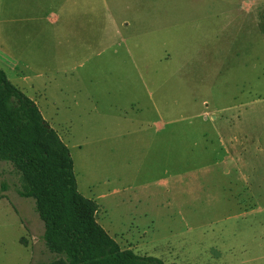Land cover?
I'll use <instances>...</instances> for the list:
<instances>
[{"label": "rangeland", "instance_id": "rangeland-1", "mask_svg": "<svg viewBox=\"0 0 264 264\" xmlns=\"http://www.w3.org/2000/svg\"><path fill=\"white\" fill-rule=\"evenodd\" d=\"M28 1L0 0V59L19 60L0 69L67 146L98 224L167 264H264V0H79L57 24ZM21 185L0 161V264L49 263Z\"/></svg>", "mask_w": 264, "mask_h": 264}, {"label": "trees", "instance_id": "trees-1", "mask_svg": "<svg viewBox=\"0 0 264 264\" xmlns=\"http://www.w3.org/2000/svg\"><path fill=\"white\" fill-rule=\"evenodd\" d=\"M0 161L20 175L54 259L44 264H167L119 244L98 224V205L79 193L69 150L38 107L0 69ZM2 196H0V199Z\"/></svg>", "mask_w": 264, "mask_h": 264}, {"label": "crops", "instance_id": "crops-1", "mask_svg": "<svg viewBox=\"0 0 264 264\" xmlns=\"http://www.w3.org/2000/svg\"><path fill=\"white\" fill-rule=\"evenodd\" d=\"M88 3L89 2H87V1L84 2V4H86V5ZM80 4L81 3L79 2V0H30L24 4V7H25L24 10L26 11V13L38 15V17L40 19L44 18L48 24H57V22L62 17H63L64 21H68V17H70V16L61 15L62 12L64 13L66 11L65 7H68V9H69V8H74ZM9 5L11 6V4H9ZM47 6H57V7H59L57 9L60 10L61 12H58V14H59L58 15V14H56V12H53L52 10H46ZM1 12H3V14ZM12 12L13 11L10 8H7L6 11L0 10V18H1V16L4 15L6 22L12 21V19L10 18V15ZM65 13H71V11H68V12L66 11ZM79 15L80 16H84V15L86 16V13H84L83 15L82 14H79ZM38 17H36V18L39 19ZM2 21H4V20L0 19V23ZM87 21H91L90 18H87ZM56 34H57V31L55 33L54 30L52 32H48L47 34H43L42 31H39V33L37 32L36 36L38 38H41V39L58 38L60 35L56 36ZM6 37L10 38V35H3L0 32V49H2L3 51H5V50L8 51V48L6 46V41H5ZM0 62L4 63L6 65L8 64L9 66H11V67H9V69L12 70L13 72L17 70V65L19 64V60L17 58H14V57L11 58V62L5 61L4 59H0ZM15 76H17V74Z\"/></svg>", "mask_w": 264, "mask_h": 264}]
</instances>
